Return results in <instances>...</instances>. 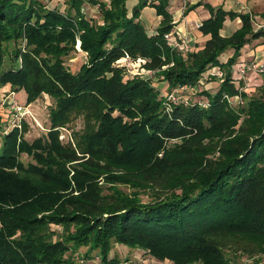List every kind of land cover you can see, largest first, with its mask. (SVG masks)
I'll list each match as a JSON object with an SVG mask.
<instances>
[{"label": "trees", "instance_id": "1", "mask_svg": "<svg viewBox=\"0 0 264 264\" xmlns=\"http://www.w3.org/2000/svg\"><path fill=\"white\" fill-rule=\"evenodd\" d=\"M64 1L0 0V87L55 101L31 141L0 119V264H72L81 245L96 249L93 264H132L110 255L113 242L175 264H231L229 240L264 252V84L246 90L233 73L241 47L264 28L248 12L198 1L189 7L209 9L198 25L209 36L183 53L165 41L175 24L167 0H138L130 13L126 0ZM85 1L97 5V19ZM146 4L161 15L151 34L139 18ZM236 16L240 26L222 35L224 19ZM76 36L86 59L72 71L62 54ZM125 55L144 58L171 90L196 85L216 65L221 80L201 90L204 100H171L153 78L124 77L116 60ZM72 112L84 117L75 147L56 128Z\"/></svg>", "mask_w": 264, "mask_h": 264}, {"label": "rangeland", "instance_id": "2", "mask_svg": "<svg viewBox=\"0 0 264 264\" xmlns=\"http://www.w3.org/2000/svg\"><path fill=\"white\" fill-rule=\"evenodd\" d=\"M46 5L48 6H56L59 8H64L66 6V2L64 0H42ZM95 4L92 2L85 1L84 4V11L87 17H92L93 19L98 18V8L97 6H94ZM13 44V41L5 42V53H4V64H9L11 61L8 57V49L9 46ZM64 63L66 66L72 70L75 71L78 69L79 65L85 61L86 59V53L80 49L79 42L77 41L76 44L66 50L62 54ZM125 67V75H132L136 74L133 73L139 68L138 67V61L133 60L132 58H128L126 61ZM12 63H16L15 60L12 61ZM142 63V62H141ZM140 69V68H139ZM138 74V73H137ZM149 78H153L152 81L156 82L158 85H162V83H157L158 81L164 80L161 79L159 75H156L155 73H151L148 75ZM203 80V79H202ZM208 79H205L203 81H199L198 84V90L196 93L191 94L192 98L196 97L195 94H200L201 90L204 89V84ZM213 83V88L215 85ZM210 86V84H208ZM258 86V85H256ZM190 87V86H189ZM7 86L0 88V97L1 99H8L6 98L7 92ZM174 89V88H173ZM172 89V90H173ZM209 89V88H207ZM164 92L168 93L172 91L171 89L164 87ZM17 95L15 92V97L17 101L22 105H27L28 112L22 113L19 115L17 120V128L21 131V136H23L24 139L32 140L33 138L39 136L41 134V131L43 128L50 124L49 120V112L51 106L55 105V101L53 97L46 93H42L41 95L37 96L35 99L27 101L26 97L22 98L24 96L23 89L16 90ZM174 91V90H173ZM172 91V92H173ZM181 91L186 92L187 88L184 87L180 90H175L174 92H178L180 95ZM191 91V90H190ZM194 96V97H193ZM239 98L234 99V101H238ZM13 112L12 109L9 108V102L3 101V103L0 105V119H2V123L8 124V118H10V113ZM69 119L64 122L62 125L56 126L58 129V138L61 142H71V145L74 147L76 146V140L78 138V134L82 132V128L84 127V117L80 113H70ZM10 120L9 124L10 125ZM8 130L9 128H5ZM1 140V138H0ZM20 159L27 163L28 161H32V158L26 154L25 152H22L19 154ZM119 186L126 188L124 184H119ZM143 198H147V195L143 194ZM50 227L55 229L57 232H60L62 229V226L60 224L51 223ZM57 236V233H55L52 237L55 238ZM228 240V239H227ZM228 243H230V246H225L223 248L224 254L228 257V260L231 264H264V252L260 254H250L246 250L240 247V243L238 241L229 240ZM66 254L69 255V251L66 252ZM117 255L119 258H128V260L132 264H175L171 259H158L155 258L153 255H151L148 251L141 247H135V246H127L123 243L113 242L111 249H110V255ZM71 258L73 260L72 264H93L99 261V257L97 255L96 249H93L92 251H87V246L81 245L77 249V251H74L71 255ZM187 264H202V262L196 260L191 261Z\"/></svg>", "mask_w": 264, "mask_h": 264}, {"label": "crops", "instance_id": "3", "mask_svg": "<svg viewBox=\"0 0 264 264\" xmlns=\"http://www.w3.org/2000/svg\"><path fill=\"white\" fill-rule=\"evenodd\" d=\"M137 1L138 0H126V6L129 13ZM198 1L203 3L206 2L213 6L222 5V7L225 9L248 12L252 19H255L258 22L264 21V0H167V9L171 12L173 21L175 22L173 27L178 28L182 34L188 37L190 42L196 48L201 47L209 36L208 34H203L196 23L208 17L210 14L209 9L203 3L198 4L195 7H189ZM94 6L97 5L95 4ZM139 18L144 24L146 31L151 34L156 31V27L159 24L161 15L156 13L154 6L146 4L141 8ZM240 24L241 20L239 16L234 18L226 17L224 19L222 28H220V33L222 35H229L237 27H239ZM232 51L233 48L231 47H228L222 51L219 55L220 61H225ZM240 52L241 53L237 57V62L249 59L264 61V37L260 36L251 39L241 47ZM221 72L222 70L217 65L205 71L204 75L200 78V81L203 82L205 79H208L204 84V88H209V91H214L221 80V75H219ZM240 80L243 82L244 89L251 90L256 85L264 84V73L259 74L256 72H247L245 77ZM153 83L158 88H160L161 92H164L163 89L165 86L167 88V82L165 80L157 82L162 83V85H158L156 82ZM213 83H215V86L211 88ZM208 84H210V86H208ZM197 87L198 84L190 86L187 88L186 92H182L184 95L190 96L192 98L191 94L197 92ZM23 93L24 96H22V98H25L26 92L24 89ZM195 96L196 97H193L198 100H204L206 98L205 95L201 93L198 95L195 94Z\"/></svg>", "mask_w": 264, "mask_h": 264}, {"label": "built area", "instance_id": "4", "mask_svg": "<svg viewBox=\"0 0 264 264\" xmlns=\"http://www.w3.org/2000/svg\"><path fill=\"white\" fill-rule=\"evenodd\" d=\"M199 23L200 22H197L196 25L198 26ZM253 24L255 28H259V27L264 28V21L258 22L255 19H253ZM164 37L166 43L171 48L177 49L183 53L191 50L194 47L193 44L190 42L189 38L186 37L184 34H182L181 31L176 27H172L167 32H165ZM76 40L79 42L78 36H76ZM128 58H130L128 55L122 56L116 60V64L120 66H125L126 65L125 61ZM133 60L138 61V67L140 68L137 69L136 67V70H134L135 72L133 73L136 74L138 73L140 76L146 78H148V75H150L151 73L152 74L154 73L153 69H148L142 66V63L144 62V58L137 57ZM247 72H256L259 74L264 73V61L249 59V60H242L233 65V73L235 76H237V78L240 79L244 78ZM184 87L189 88V85L184 84L179 86L178 88H174L173 90L174 91L180 90ZM5 89H7L8 92L5 95L6 98L8 99H4V98L1 99L0 97V105L3 103V101H7L9 102V108L13 110V112L10 113L9 116L10 118H8V124H9V120L11 124L10 125L7 124V128H11L13 126H17V120L19 115L28 112L29 110L27 109V105H22L17 101L15 97V92H16L15 90H12L10 87ZM172 91L165 93L168 99L171 100L181 99L187 102L188 96L184 95L182 91L180 92L182 93L181 95L178 92L175 93L174 91L173 92ZM226 97L228 100H234L238 98L237 95H235L233 98H230L228 95H226ZM43 129H46V126Z\"/></svg>", "mask_w": 264, "mask_h": 264}]
</instances>
